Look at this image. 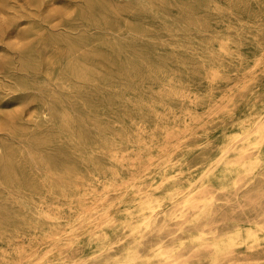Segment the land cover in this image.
<instances>
[{
    "label": "rangeland",
    "instance_id": "374dc122",
    "mask_svg": "<svg viewBox=\"0 0 264 264\" xmlns=\"http://www.w3.org/2000/svg\"><path fill=\"white\" fill-rule=\"evenodd\" d=\"M203 1L0 0V264H264V61L214 53L264 19Z\"/></svg>",
    "mask_w": 264,
    "mask_h": 264
},
{
    "label": "bare ground",
    "instance_id": "6f19581e",
    "mask_svg": "<svg viewBox=\"0 0 264 264\" xmlns=\"http://www.w3.org/2000/svg\"><path fill=\"white\" fill-rule=\"evenodd\" d=\"M193 1V7H198L200 5H206L211 6L212 3L220 5L218 1L216 2H204L203 0H192ZM252 1V0H249ZM249 1L248 0H232V4L241 10H244L247 12V15L251 16H258L259 18L264 19V0H254V9L249 8ZM221 6V5H220ZM68 17V16H67ZM250 22L245 20L243 22V25H249ZM193 26L196 28L197 24L193 23ZM76 42V41H74ZM74 42H71L70 45L74 44ZM187 46V45H186ZM207 46V45H206ZM214 53L218 55H223V56H236L238 59H243L245 62L248 60H252L255 64H260L261 62L264 61V27L263 26H258L256 25V32H250L247 30H243L240 32V35L238 37H222L220 39L215 40L214 43ZM54 49V48H53ZM181 49V48H180ZM209 49V48H208ZM190 51V50H189ZM158 52V51H157ZM161 52V51H160ZM192 52V50H191ZM188 54V53H187ZM190 55V53H189ZM86 55H83L82 57H85ZM103 59V58H102ZM105 60V59H104ZM202 62L206 65L207 71L205 74H207V78L205 80H200L193 72L189 70L188 67H183V71L185 72V75L187 79L194 81L196 83L202 84H208V83H213L216 81L219 73L221 71L225 70H231L230 67H228L225 62L223 61L222 58L219 56L213 55L211 51L208 52V54L201 58ZM181 61V60H180ZM73 61L71 63V66L76 67L77 63ZM52 63V62H51ZM145 63V62H144ZM202 63V64H203ZM172 64V63H171ZM53 65V64H52ZM247 64H240L239 69L244 70L245 66ZM150 67V66H149ZM170 68V67H169ZM205 68V67H204ZM238 70V69H237ZM176 72V70H175ZM180 73V72H179ZM149 74V73H148ZM170 74V73H169ZM198 75V74H197ZM221 75V74H220ZM199 76V75H198ZM147 77V75H146ZM170 77V76H169ZM203 77V76H201ZM223 78V77H222ZM169 79V78H168ZM220 79V78H219ZM159 81V80H158ZM234 81V80H233ZM161 82V81H160ZM169 82V81H168ZM174 82V81H173ZM182 82V81H181ZM228 82V81H227ZM178 83V82H177ZM170 84V83H169ZM163 85V84H162ZM199 86V85H198ZM244 86V85H243ZM246 86V85H245ZM167 87V86H166ZM228 88V87H227ZM225 89V88H224ZM240 90H243L240 88ZM207 91V89H206ZM212 91V90H211ZM174 93V92H173ZM182 93V92H181ZM180 94V93H179ZM186 94V93H185ZM78 95V94H77ZM139 96V95H138ZM195 97V96H194ZM190 98V97H189ZM187 98V99H189ZM190 100V99H189ZM192 100V99H191ZM228 100V99H227ZM57 101V100H55ZM123 101V100H122ZM182 101V100H181ZM192 103V102H191ZM58 104V103H57ZM208 104V103H207ZM59 105V104H58ZM140 105V104H139ZM134 108V107H133ZM172 111V110H171ZM230 112V111H229ZM136 114V112H135ZM190 114V113H189ZM185 121V120H184ZM141 129V128H140ZM10 130V129H9ZM166 132V131H165ZM140 134V133H139ZM167 136V135H165ZM264 138V127H260L258 129V132L255 136H252L250 138L251 142L256 144L259 147V144L262 143V139ZM245 147H240V149H234L230 150V148H226L224 150L226 156L224 158L225 160V165H228L227 168L231 167H237V164L242 162V158L245 155ZM120 159V158H119ZM26 163V162H25ZM16 166L20 170L21 169V164L16 161ZM226 169V168H225ZM38 170V169H37ZM207 170V169H206ZM205 170V171H206ZM97 178V177H96ZM31 179L33 178H28L25 182H23L24 189H29L32 184ZM4 186V185H3ZM6 187V186H5ZM12 190V189H11ZM19 192V191H18ZM16 194V193H15ZM12 195V194H11ZM20 195V194H19ZM41 200V199H40ZM213 200V199H212ZM187 202L190 206H195L196 203L191 200L190 198L187 199ZM21 208V207H20ZM59 209V208H58ZM41 211L43 212L44 215L52 218H57L59 217V211H51L46 208H42ZM39 213V211L37 210ZM106 212V211H105ZM45 218V216H44ZM176 219V218H175ZM150 221V220H149ZM148 224V223H147ZM148 226V225H147ZM239 236L240 233H237ZM229 245L236 243L234 240H230ZM160 248L159 246H157ZM216 249L220 252V250L223 249L222 246L216 247ZM161 253H164V249H160ZM47 252V251H46ZM60 254V252H59ZM165 254V253H164ZM169 257V256H168ZM171 258V257H170ZM131 262L128 261V263H132L135 260V256L130 257L129 259Z\"/></svg>",
    "mask_w": 264,
    "mask_h": 264
}]
</instances>
